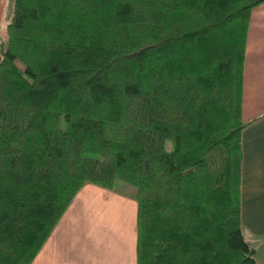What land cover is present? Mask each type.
Instances as JSON below:
<instances>
[{
  "label": "trees",
  "instance_id": "trees-1",
  "mask_svg": "<svg viewBox=\"0 0 264 264\" xmlns=\"http://www.w3.org/2000/svg\"><path fill=\"white\" fill-rule=\"evenodd\" d=\"M262 3L12 0L0 264H31L88 182L137 201L138 264H257L241 220V138Z\"/></svg>",
  "mask_w": 264,
  "mask_h": 264
},
{
  "label": "crops",
  "instance_id": "crops-1",
  "mask_svg": "<svg viewBox=\"0 0 264 264\" xmlns=\"http://www.w3.org/2000/svg\"><path fill=\"white\" fill-rule=\"evenodd\" d=\"M11 0H0V38ZM241 220L257 264H264V3L253 8L244 70ZM31 264H138V203L86 183Z\"/></svg>",
  "mask_w": 264,
  "mask_h": 264
},
{
  "label": "rangeland",
  "instance_id": "rangeland-1",
  "mask_svg": "<svg viewBox=\"0 0 264 264\" xmlns=\"http://www.w3.org/2000/svg\"><path fill=\"white\" fill-rule=\"evenodd\" d=\"M12 10H13V5H12V0H11V5H10V18H11V15H12ZM119 187H120V189H123V190H126L127 191V188L126 187H124L123 185H119ZM245 236H247L248 237V234H247V232H246V229H245ZM249 238V237H248Z\"/></svg>",
  "mask_w": 264,
  "mask_h": 264
}]
</instances>
